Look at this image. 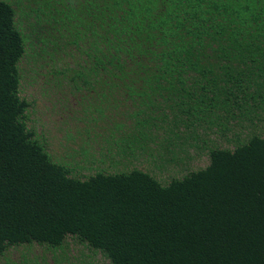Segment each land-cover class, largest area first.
<instances>
[{
	"label": "trees",
	"instance_id": "1",
	"mask_svg": "<svg viewBox=\"0 0 264 264\" xmlns=\"http://www.w3.org/2000/svg\"><path fill=\"white\" fill-rule=\"evenodd\" d=\"M35 2L55 52L86 55L55 72L96 95L104 141L64 155L29 128L28 41L0 0V264L75 246L85 264H264V0Z\"/></svg>",
	"mask_w": 264,
	"mask_h": 264
},
{
	"label": "rangeland",
	"instance_id": "2",
	"mask_svg": "<svg viewBox=\"0 0 264 264\" xmlns=\"http://www.w3.org/2000/svg\"><path fill=\"white\" fill-rule=\"evenodd\" d=\"M35 1L11 0L17 8V22L22 27L29 47L28 55L21 64L23 75L21 96L30 103L27 124L29 128L34 130L36 135H45L50 148L55 152L58 150L59 154H76L73 153V150H79L80 145H83V142L86 141L92 147L95 146L94 149L88 147V151L92 153L89 156L92 155L91 159H98L101 157L100 153L102 152L99 146L104 141L101 133L104 130L105 123L102 121L96 123L91 120V113L98 106V102L95 104L97 101L96 95L91 93L88 100L79 103V100L71 93L72 88L68 82L63 81V75L55 72L57 70L78 68L77 63H83L86 55L75 46L68 48V52H72L73 56H66L63 51L59 50L55 52L53 43L57 41L62 33L58 30L49 32L50 26L44 20H41V26L37 25V16L41 13L34 12L33 9L37 5ZM35 31L44 35L49 33L47 36L49 44L45 45L38 42ZM33 45L36 47H33ZM70 70L66 71L67 78H70L69 76L72 74ZM58 80H61V83ZM132 108V104H127L125 110L120 108L118 111H132ZM114 111L112 110V112ZM107 118L108 112L106 109L104 120L106 121ZM193 150L192 148L189 149L196 156L197 152ZM76 159L81 167L89 165L88 162L81 160L79 156ZM204 163L205 159L201 158L196 166H203ZM155 172L162 178L169 177L163 171L158 172V170H155ZM83 173L86 172L84 171L81 174ZM79 247L75 246L70 250L68 261L65 264H85L79 256ZM25 254L28 255L30 264H56L55 254L42 248L19 247L12 248L9 252L11 259H17L18 261H22ZM98 259L101 260L100 257Z\"/></svg>",
	"mask_w": 264,
	"mask_h": 264
}]
</instances>
